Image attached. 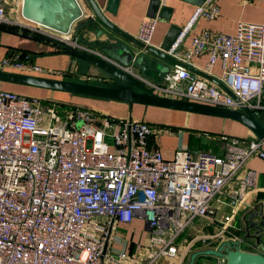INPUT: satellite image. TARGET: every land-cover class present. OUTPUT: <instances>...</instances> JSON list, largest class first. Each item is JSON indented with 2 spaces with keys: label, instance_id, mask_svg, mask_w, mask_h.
Instances as JSON below:
<instances>
[{
  "label": "built area",
  "instance_id": "built-area-1",
  "mask_svg": "<svg viewBox=\"0 0 264 264\" xmlns=\"http://www.w3.org/2000/svg\"><path fill=\"white\" fill-rule=\"evenodd\" d=\"M20 6L21 0H0V30L18 26L57 48L92 53L157 96L245 108L260 113L264 122V21L237 22L231 34L197 30L200 18L213 20L219 14L214 0H204L194 6L167 50L179 63L158 82L80 43L71 31L58 33L24 20ZM155 22L142 19L135 38L150 45ZM187 36L188 46L183 47ZM201 55L206 62L199 71L231 95L184 67ZM215 66L218 72L212 70ZM0 70L44 71L14 52L0 58ZM44 101L0 87V264H154L161 257L181 259L194 239L180 250V235L194 220L223 224L217 233L197 239L223 233L254 186L256 174L248 161L264 160L261 140L224 133L216 138L219 154L181 145L165 159L153 129L143 120L116 119L85 107L59 113ZM222 208L228 212L218 218ZM134 217L148 226L138 263H131L124 251H112L114 243L122 242L117 225ZM217 261L222 264L223 258Z\"/></svg>",
  "mask_w": 264,
  "mask_h": 264
},
{
  "label": "crops",
  "instance_id": "crops-1",
  "mask_svg": "<svg viewBox=\"0 0 264 264\" xmlns=\"http://www.w3.org/2000/svg\"><path fill=\"white\" fill-rule=\"evenodd\" d=\"M95 4L101 8L105 0H93ZM79 3L83 17L82 20L89 16V11L86 10V6L83 0H77ZM216 3L219 14L213 20H205L200 18L195 26V29H209L212 31H218L231 34L234 32L237 22H262L264 21V3L263 2H251L242 3L239 0H214ZM148 0H118L115 14L104 13L105 16L122 32L134 36L137 33L139 23L142 19L147 18L145 16ZM170 8V14L168 19H161L156 17V22L150 39V45L158 46L164 38L168 27L170 25L182 27L189 17L191 16L194 5L182 0H163V4ZM18 26H2L0 30V58L5 57L8 54L14 52L20 55V58L31 65H37L44 69L43 72H20L12 71L37 77L50 78L56 80H65L72 82H87L86 65L79 60L62 52L63 49L52 46L48 43L36 40L21 30H18ZM91 44H94V37L91 33H85L83 35ZM104 37L101 35L99 39ZM190 36H187L183 42V47L188 46ZM206 62V56L201 55L192 59L191 68L199 71L203 68ZM134 69V68H133ZM214 72H218L217 66L212 69ZM139 74L137 69H134ZM194 73V72H193ZM149 76L157 79L154 73H147ZM196 74V73H195ZM92 77V76H90ZM93 83V82H91ZM6 84V85H4ZM1 88L11 89L25 94L36 95L45 100L44 102H57L55 108L58 106L69 110L70 105H76L77 107H85L97 114L110 116L116 119L135 118L143 120L150 125V128H154L156 119H160L159 115H171L173 119L170 121V130L168 133L163 132L162 135L155 136L153 134V140L157 143L162 156L165 159L172 157L173 151L181 146H186L190 151H202L191 146V139L194 137H200L199 132H208L214 135L216 138L220 133L242 136L246 138L255 137L251 131L243 124L228 118H222L218 116L198 114L192 112H186L182 110L167 109L155 106H145L142 104L133 103L131 105L125 102H118L103 98L89 97L78 94H72L62 91L49 90L45 88L17 85L11 83H0ZM72 95L80 96V100L75 103L72 102ZM48 100V101H47ZM71 102V103H70ZM59 103V104H58ZM264 103V100H263ZM67 105H69L67 107ZM257 120L261 123L260 113H255ZM156 116V117H154ZM198 119L200 123H198ZM215 138V139H216ZM200 140H206L211 142L212 139L200 138ZM211 140V141H210ZM219 145V144H218ZM220 147V146H219ZM209 152V151H208ZM213 154H219V152H209ZM247 167L255 171L254 186L248 193V196L241 204L236 213L233 215L229 227L225 232L217 237L209 240H200L208 234L203 231L202 226L198 225L199 222L191 224L187 228L188 233L186 237L177 240L179 249L186 246L192 239L198 240L201 243L192 245L188 248L185 255L179 259L176 258H159L154 264H186L187 257L193 250L213 248L216 247L220 241L234 240L235 237L240 238V244L246 243L253 246L252 252L260 251L258 244L256 243V233L253 228L254 222H259L260 217L256 213H261L264 221V160L259 158H253L248 161ZM228 209L222 208L218 211L217 217L221 218V214H227ZM200 221V220H199ZM203 223V222H201ZM207 228V227H206ZM211 228V231H209ZM215 229V230H214ZM217 230V225H209V235L214 234ZM238 232L240 233L238 235ZM198 233V234H197ZM116 234L120 237V243H114L112 245V251L114 253L124 251L131 258V263H138L143 258V246L147 242L148 226L138 217H134L129 223H120L117 225ZM183 234V233H182ZM181 234V235H182ZM180 235V236H181ZM188 236V237H187ZM200 238V239H197ZM185 242L186 240H188ZM264 234L260 238V243L264 245ZM204 243V244H203ZM206 243V244H205ZM199 263L197 264H219L216 258L212 256L198 257Z\"/></svg>",
  "mask_w": 264,
  "mask_h": 264
},
{
  "label": "water",
  "instance_id": "water-1",
  "mask_svg": "<svg viewBox=\"0 0 264 264\" xmlns=\"http://www.w3.org/2000/svg\"><path fill=\"white\" fill-rule=\"evenodd\" d=\"M89 16L82 20V9L77 0H21L20 14L22 18L36 24L50 28L58 33L71 31L80 43L97 49L106 57L115 60L121 65H131L139 71V74L161 82L172 64L179 63L167 50L173 43L180 28L170 25L158 46L144 45L134 36L128 35L105 16L115 14L118 0H105L103 6L98 7L93 0H83ZM201 5L204 0H182ZM170 8L161 5L159 0H148L145 16L147 18L168 19ZM85 33H91L94 44L83 37ZM103 36L102 40L99 36ZM65 54L76 60L82 61L86 67V74L97 78L99 81L72 82L50 78L37 77L12 71L0 70V83H11L24 86L45 88L89 97L103 98L129 105L136 103L145 106H155L167 109L182 110L186 112L206 114L235 120L246 126L251 133L264 145V122H259L256 114L245 108L232 110L217 106L198 104L185 100H176L157 96L145 87L139 80L117 69L98 56L81 52L76 49L65 48ZM184 67L200 77L222 87L216 79L197 71L188 65ZM147 73H154L157 79ZM259 222H254L255 239L260 251L250 252L238 248V240H223L213 248L197 249L190 252L186 264H194L196 258L215 256L223 258L222 264H264V245L260 238L264 234V221L261 213Z\"/></svg>",
  "mask_w": 264,
  "mask_h": 264
},
{
  "label": "rangeland",
  "instance_id": "rangeland-1",
  "mask_svg": "<svg viewBox=\"0 0 264 264\" xmlns=\"http://www.w3.org/2000/svg\"><path fill=\"white\" fill-rule=\"evenodd\" d=\"M4 85H6V84H4ZM3 89H5V90H7V91H10V92H13V93H17V94H21V95H26V96H33V97H38V96H36L35 94L34 95H31V94H25V93H21V92H18V91H14V90H11V89H6V88H3ZM38 98H41V97H38ZM71 98V100H72V102H75V103H77L79 100H80V96H78V95H72V97H70ZM71 103V102H70ZM66 108V106L64 107V108H60V107H56V110L59 112V113H62L64 110L63 109H65ZM154 117H156V116H154ZM159 117H160V119H156L154 122H156L155 123V125H153V131H154V134H155V136H160V135H162V133L163 132H165V133H168L169 132V130H170V121H172V120H168V119H173L172 117L173 116H171V115H159ZM198 123H200V120L198 119ZM80 124V121H77L76 122V125H79ZM225 134V133H224ZM199 135H202V136H200V137H194V139H191V146L192 147H194V148H196V149H200V150H202V151H206V152H219V149H220V144H219V142H218V140L217 139H215L216 137L214 136V135H211V134H209L208 132H199ZM225 135H230V134H225ZM233 136H236V135H233ZM205 138V137H207L208 139H212L213 141H211V142H209V141H207L206 142V140L204 141V140H200V138ZM211 137V138H210ZM238 137H242V136H238ZM219 144V145H218ZM208 152V153H209ZM232 220V219H231ZM196 222H199L198 223V225H200V226H202V229H203V231H205L208 235L211 233V232H209V231H211V228H210V230L208 231V229H209V225L207 224V223H205V221H199V220H194L193 222H192V224H195ZM201 222H203V223H201ZM214 225L216 224L217 225V230L215 231V233H217L219 230V228L223 225V224H218V223H213ZM213 224H211V225H213ZM230 224V223H229ZM227 226V228L229 227V225H226ZM207 227V228H206ZM215 230V229H214ZM188 231L189 230H185L184 232H183V234L179 237L180 239H182L183 237H186V235H187V233H188ZM214 233V234H215ZM224 233V232H223ZM223 233H220V234H218V235H216L215 237H217V236H220V235H222ZM198 234V233H197ZM212 235V234H211ZM188 237V236H187ZM178 238V239H179ZM211 238H213V237H211ZM211 238H209L208 237V239H206V240H209V239H211ZM205 240V241H206ZM238 240L239 241H241L240 240V238L238 237ZM187 241H189V239L188 240H186L185 242H187ZM264 241V240H263ZM193 243H195L194 245H197V244H200L201 242L200 241H198V240H195V242L193 241ZM241 243V242H240ZM204 244V243H203ZM206 244V243H205ZM238 247L239 248H241V249H245V250H248V251H250V252H252L253 251V246H250V245H248V244H246V243H243V244H239L238 245ZM212 257H214V258H216L217 259V257H215V256H212Z\"/></svg>",
  "mask_w": 264,
  "mask_h": 264
},
{
  "label": "trees",
  "instance_id": "trees-1",
  "mask_svg": "<svg viewBox=\"0 0 264 264\" xmlns=\"http://www.w3.org/2000/svg\"><path fill=\"white\" fill-rule=\"evenodd\" d=\"M9 27H13V26H9ZM22 31V33L24 34H26V32L25 31H23V30H21ZM26 35H28V34H26ZM30 37H32V38H34V39H36V40H40L39 39V37L38 36H36V35H29ZM51 103H53V104H57V102H54V101H51ZM59 104V103H58ZM55 106V105H54ZM69 105H67V107H68ZM75 107H77L76 105H70L69 106V108L70 109H72V108H75ZM79 107V106H78ZM147 123V122H146ZM147 125H149L148 123H147ZM150 126V125H149ZM227 229V228H226ZM225 232V231H224ZM240 233L238 232V235H239ZM255 252V251H254ZM200 261H199V258H196V260H195V262H194V264H197V263H199Z\"/></svg>",
  "mask_w": 264,
  "mask_h": 264
},
{
  "label": "bare ground",
  "instance_id": "bare-ground-1",
  "mask_svg": "<svg viewBox=\"0 0 264 264\" xmlns=\"http://www.w3.org/2000/svg\"><path fill=\"white\" fill-rule=\"evenodd\" d=\"M24 20H26V19H24ZM26 21H29V20H26ZM31 22V21H30ZM32 23H34V22H32Z\"/></svg>",
  "mask_w": 264,
  "mask_h": 264
},
{
  "label": "flooded vegetation",
  "instance_id": "flooded-vegetation-1",
  "mask_svg": "<svg viewBox=\"0 0 264 264\" xmlns=\"http://www.w3.org/2000/svg\"><path fill=\"white\" fill-rule=\"evenodd\" d=\"M240 244V241L238 242V245Z\"/></svg>",
  "mask_w": 264,
  "mask_h": 264
}]
</instances>
